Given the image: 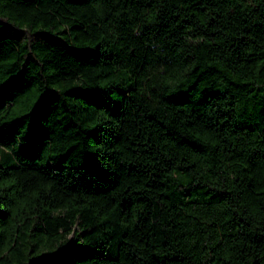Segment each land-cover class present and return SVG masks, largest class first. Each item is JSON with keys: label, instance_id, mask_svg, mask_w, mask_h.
I'll use <instances>...</instances> for the list:
<instances>
[{"label": "trees", "instance_id": "1", "mask_svg": "<svg viewBox=\"0 0 264 264\" xmlns=\"http://www.w3.org/2000/svg\"><path fill=\"white\" fill-rule=\"evenodd\" d=\"M0 264H264V0H0Z\"/></svg>", "mask_w": 264, "mask_h": 264}]
</instances>
